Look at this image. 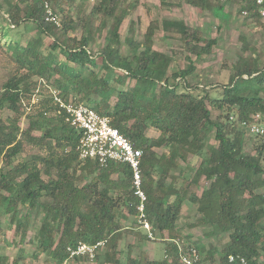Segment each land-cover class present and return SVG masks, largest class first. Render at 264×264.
<instances>
[{"label": "trees", "instance_id": "obj_1", "mask_svg": "<svg viewBox=\"0 0 264 264\" xmlns=\"http://www.w3.org/2000/svg\"><path fill=\"white\" fill-rule=\"evenodd\" d=\"M140 1L127 0L123 6L126 0H97L88 11L73 12L75 0H0V13L7 23L0 34L17 63L9 77L0 81V111L13 112L7 118L0 116L4 164L0 168V231L3 218L9 216L22 241L28 240V220L38 208L44 214L39 247L50 251L58 263L70 257V246L104 241L107 251L100 264H182L177 223L184 203L190 200L201 214L200 223L211 228L207 236H229L221 249L184 244L186 253L193 248L198 251L196 264H231V255L264 264V191H260L264 190V134L253 135L254 151L247 153L243 127L258 114L264 122V60L253 53L240 55L227 83L203 85L201 79L191 83L190 76L199 77L197 62L212 53L216 40L183 20L166 19L163 24L176 30L186 52L185 66L168 74L167 54L154 47L160 28L157 20L150 22L143 39L136 38L132 23L124 39L129 50H121L120 27L128 8ZM188 2L215 14L224 10L220 0ZM241 2L250 18L257 23L264 19L256 0ZM46 4L61 14L58 23L48 19ZM98 20V30L110 24L111 35L94 51ZM21 27L35 31L26 43L21 40ZM250 49V42L244 41L243 50ZM35 76L44 80V90ZM216 89H221L219 95L213 93ZM73 94L74 103L92 102L85 104L109 117L112 126L142 149L146 216L154 231L167 232L166 240H170L162 259L149 257L139 243L140 254L135 256L134 246L128 245L123 263L120 240L124 234L150 239L138 223L140 199L134 193L132 168L122 161L101 165L98 160L79 158L81 134L55 99L68 102ZM108 94H114L115 101ZM25 100L31 112L23 129ZM212 108L219 112L216 120ZM150 127L160 135L149 137ZM211 128L216 130L218 144L207 147ZM28 146L41 152L26 157ZM191 155L201 159L194 174H175L179 160L188 161ZM203 180L209 185L204 186Z\"/></svg>", "mask_w": 264, "mask_h": 264}, {"label": "rangeland", "instance_id": "obj_2", "mask_svg": "<svg viewBox=\"0 0 264 264\" xmlns=\"http://www.w3.org/2000/svg\"><path fill=\"white\" fill-rule=\"evenodd\" d=\"M224 10L222 14H215L213 10H202L191 4L188 0H141L136 6L128 8V14L125 20L120 27L122 47L123 52L129 50L128 45L124 42L125 37L129 34V28L132 23L135 25L134 34L137 39H143L144 33L147 30L148 25L152 20H157L160 23V28L157 30L155 38V49L163 51L167 54V60L165 62V70L168 74L176 70L177 67H184L186 64L184 47L182 46V41L180 35L176 32L173 27H167L163 24V21L166 19L174 20H183L187 24L194 27H198L203 32V35L208 39H215L216 43L213 47L212 53L206 55L202 61L197 62V75L198 78L190 76L189 82L196 83L197 80L201 79L203 85H210L212 83H227L230 79V76L234 70V65L238 60L239 56L244 57L250 56L252 53L254 55H259L264 60V19L257 23L253 18H250L248 14H245L242 11V0H229L224 2ZM221 3V2H220ZM127 4V0L123 6ZM92 2H87L86 0H75L73 12H76L77 9H82V11L90 10ZM219 5V4H218ZM3 14L0 13V23L1 26L7 25L4 20ZM60 13L58 18H60ZM99 20L95 24V43L94 51H96L102 45H105L108 42V39L111 35L110 24L107 27H104L102 31L98 30ZM112 24V23H111ZM21 40L22 43H26L27 40L35 34V31L32 29H25L21 27ZM250 42L251 49L248 51L243 50L244 41ZM58 52V51H56ZM59 53V52H58ZM58 58L62 61H66V58L59 53ZM195 59V56H193ZM101 60V58H98ZM17 66V63L11 57L9 50L7 49L6 40L0 34V81H4L9 77L11 71H13ZM103 71L101 70H98ZM35 81H39V88L45 89L44 80L40 79L38 76L34 77ZM119 88H122L118 85ZM48 89H52L49 86ZM221 89H216L213 91L214 94L219 95ZM107 98L110 101H115V95H107ZM37 100L36 96L32 97V102ZM70 100L76 102V96L73 94L70 96ZM95 100V98L93 99ZM28 100L24 101L26 114L21 118V127L25 129L28 126V117L27 114L31 112V106L28 104ZM83 104L92 102L82 101ZM218 111L212 108V118L216 120ZM13 115V112L7 108H4L0 111V116L7 118ZM216 130L215 128L208 129V138L206 141L207 147L212 145H217L218 140L216 139ZM245 150L247 153L253 152V141L254 136L249 135L245 130ZM147 135L152 138H156L160 135L159 130L154 127H150L147 130ZM159 153L167 152L165 148H156ZM41 152L40 149L36 147H27L26 157H29L30 153ZM201 159L191 155L188 161L179 160V169L173 170L175 174L181 173L185 177H191L196 171ZM4 167L3 161L0 159V168ZM181 171V172H180ZM170 181V180H169ZM82 184L84 182H81ZM204 186H208L209 182L203 180L202 183ZM201 191V188H200ZM260 191H264L261 189ZM43 200H48L44 197ZM21 212H24L22 209ZM32 218L28 220V228L26 235L27 238H31L32 235L36 232V229L39 227L41 219L43 217L40 209L34 210L32 213ZM201 214L198 212L196 204L192 201L187 200L184 203L182 213L178 219V230L180 231L182 243L188 244L189 242L200 246L201 248H209L210 245H215L219 249L224 247V244L229 240V236L224 234L220 239L207 236V232L211 228L204 226L200 223ZM133 220V217H131ZM15 223L10 222V217L3 218L2 222V231H0V252L9 253L10 256H16L19 253V247L17 245L9 246L8 242H13L14 240L18 241V238L21 237V233L16 232ZM142 231V229L140 228ZM133 235V234H130ZM168 237L167 232L164 234L156 231L155 239L142 240L138 237H130L127 234H124L120 241V248L122 249L121 259L123 263L126 259V253L128 241L139 242L141 249L147 253L149 257L162 259L165 255V244L170 241L166 240ZM8 238V239H6ZM13 240V241H12ZM23 246V253L27 254L23 264H33L32 254L35 251V247L31 245L29 240L22 241L19 243V246ZM35 245V243H34ZM131 249L135 256H138L141 252V249L138 247ZM107 251V247H101L99 250L98 256H101L99 260L95 259L93 261L86 260V263L83 264H100L104 260V254ZM12 256V257H13ZM43 257V256H41ZM36 259V257H35ZM15 261H13L14 263ZM11 264V263H10ZM21 264V263H17ZM105 264H112L107 263Z\"/></svg>", "mask_w": 264, "mask_h": 264}, {"label": "built area", "instance_id": "obj_3", "mask_svg": "<svg viewBox=\"0 0 264 264\" xmlns=\"http://www.w3.org/2000/svg\"><path fill=\"white\" fill-rule=\"evenodd\" d=\"M87 1L92 3L97 2V0ZM256 3L260 15L264 17V0H256ZM46 8L49 13L48 19L58 23V15L53 12L48 4H46ZM243 12L248 14L246 10H243ZM55 99L60 103V106L66 110L71 124L75 126L81 134L77 145L80 159L98 160L101 165H106L109 161L116 160L126 162L131 166L134 193L140 199L138 205V223L141 228L145 229L150 239H155L156 232L145 212L147 195L143 189L141 168L143 156L142 149L137 147L127 136L120 132L118 128L112 126L109 117L99 114L91 106L83 103L76 104L72 100L65 102L58 96H56ZM259 117L260 115L258 114L256 117L243 123L244 129L249 135L264 134V122L260 121L258 119ZM176 242L181 252L180 257L182 264H196V261L199 259L198 251L193 248L188 254L185 252V245L180 240H176ZM104 245V241L96 243L80 242L74 247H68V251L70 252V257L86 256L93 259ZM229 261L231 264H253L246 257L242 256L236 257L231 255Z\"/></svg>", "mask_w": 264, "mask_h": 264}, {"label": "crops", "instance_id": "obj_4", "mask_svg": "<svg viewBox=\"0 0 264 264\" xmlns=\"http://www.w3.org/2000/svg\"><path fill=\"white\" fill-rule=\"evenodd\" d=\"M38 209V208H37ZM35 209V210H37ZM33 212V211H32ZM31 212V213H32ZM43 214V213H42ZM32 218V214H30V217H29V220ZM44 218V214H43V217L41 219V222H40V225L42 223V220ZM39 225V227H40ZM39 227L36 229V232L32 235L31 238H27L31 245H33L36 249L34 251V253L32 254V257L34 260H33V264H83V263H86V259L84 258H75V257H69L68 259H66L64 262L62 263H58L57 260H55L51 255H50V251H44L41 247H39V241H38V230H39ZM142 233H147L146 231L142 230ZM28 234V233H27ZM28 236V235H27ZM127 236H130V237H135L138 239V235L136 234H133V235H130L128 234ZM8 239V238H6ZM9 240V239H8ZM13 241V240H12ZM121 241V240H120ZM22 242V239L21 237L18 238V241L14 240L13 242H8V245L9 246H12V245H17L19 247V253L16 255V256H10L9 253H2L0 252V264H17V263H21L23 264L27 254H24L23 253V246H19V243ZM128 245H133L134 247H136L137 245H139V242H133V241H128ZM35 243V245H34ZM128 247V246H127ZM43 256V257H41ZM36 257V259H35ZM13 261H15L13 263ZM26 261V260H25ZM93 261V260H91Z\"/></svg>", "mask_w": 264, "mask_h": 264}]
</instances>
